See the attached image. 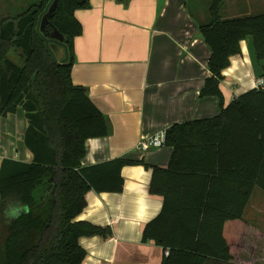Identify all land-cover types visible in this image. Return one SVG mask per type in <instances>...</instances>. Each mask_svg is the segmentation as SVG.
<instances>
[{"label":"trees","instance_id":"trees-1","mask_svg":"<svg viewBox=\"0 0 264 264\" xmlns=\"http://www.w3.org/2000/svg\"><path fill=\"white\" fill-rule=\"evenodd\" d=\"M50 1L0 0V121L23 109L24 142L34 155L31 163H2L0 264H82L81 238L112 236L109 229L76 222L84 197L91 190L122 192V170L131 164L117 159L82 167L86 141L109 135L104 114L72 81L74 40L82 34L74 14L89 4L58 0L44 24L45 35L58 31L68 48L69 60L56 64L37 33ZM223 4L211 0L209 19L199 25L211 50L200 98H218L221 112L168 128L169 166H152L150 193L164 203L145 226L143 241L163 248L162 264H238L242 228L236 236L234 222L243 225L255 189L264 192V90L225 106L220 89L246 38H253L256 58L264 60V14L223 19ZM258 237L264 241L263 232Z\"/></svg>","mask_w":264,"mask_h":264},{"label":"crops","instance_id":"crops-1","mask_svg":"<svg viewBox=\"0 0 264 264\" xmlns=\"http://www.w3.org/2000/svg\"><path fill=\"white\" fill-rule=\"evenodd\" d=\"M88 4L74 14L82 34L74 40L72 81L88 91L104 114L109 135L86 141L82 167L117 159L131 164L122 170V192L91 190L84 197L86 206L76 222L109 229L112 236L81 238L79 245L86 253L82 264H162L163 248L145 243L143 230L158 217L164 203L162 196L150 193L152 166L167 168L173 149L164 146L145 152L137 146L175 124L220 114L218 98H200L209 76L211 50L199 25L209 19V10L206 13L202 4L198 19L189 10V0L125 4L88 0ZM260 14H264V0H224L221 9L223 19ZM64 56L60 50L59 57ZM223 76L220 89L225 106L256 89L264 78V60H257L252 37L242 41L241 54L232 57ZM27 127L21 108L1 119L0 170L4 160H34L24 142ZM243 220V225L234 222L236 236L242 228L239 252L249 248L250 264H264V241L256 235L264 233V195L256 189ZM249 237H258L260 243L252 244ZM244 258L243 264H248ZM242 260L238 254L235 262Z\"/></svg>","mask_w":264,"mask_h":264},{"label":"water","instance_id":"water-1","mask_svg":"<svg viewBox=\"0 0 264 264\" xmlns=\"http://www.w3.org/2000/svg\"><path fill=\"white\" fill-rule=\"evenodd\" d=\"M77 5L82 6L88 0H74ZM58 7V0H51L46 10L41 14L39 18V22L37 25V33L40 35L41 39L45 43V47L52 57L53 61L56 64H64L69 60V52L67 45L64 42V37L58 32L53 31L50 35H45L44 32V24L48 22L49 18L52 16L56 8ZM58 49H62L65 52V58L62 60L58 59L57 51Z\"/></svg>","mask_w":264,"mask_h":264},{"label":"rangeland","instance_id":"rangeland-1","mask_svg":"<svg viewBox=\"0 0 264 264\" xmlns=\"http://www.w3.org/2000/svg\"><path fill=\"white\" fill-rule=\"evenodd\" d=\"M189 10L190 12L193 14V16L197 17L198 19H200V16L202 15V13L200 12V7L203 6L206 8L204 11L207 13L211 4V0H202V2L200 0H189ZM256 192L260 193L262 195H264V192L262 190H260L259 188H256ZM258 236V233L256 234ZM252 237V236H251ZM250 239V237L248 238V240ZM257 238H252L250 239L252 241V244H256V242L258 241V243H260V240ZM249 240V242H251ZM250 246V243H249ZM250 253L251 250H249V248H247V250L241 251V254L239 252V259H245L244 256H246L247 261H249L248 264H250ZM258 254V253H257ZM241 264H243V260L242 262H240ZM246 263V261H244V264Z\"/></svg>","mask_w":264,"mask_h":264},{"label":"built area","instance_id":"built-area-1","mask_svg":"<svg viewBox=\"0 0 264 264\" xmlns=\"http://www.w3.org/2000/svg\"><path fill=\"white\" fill-rule=\"evenodd\" d=\"M256 89H262L264 90V78H261L258 80L256 84ZM166 142V131L157 133L156 135L149 137L147 139H144L140 142V144L137 146V149L140 151H149L151 149H157L162 148L165 146ZM169 253L166 252V255Z\"/></svg>","mask_w":264,"mask_h":264}]
</instances>
